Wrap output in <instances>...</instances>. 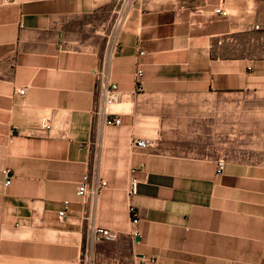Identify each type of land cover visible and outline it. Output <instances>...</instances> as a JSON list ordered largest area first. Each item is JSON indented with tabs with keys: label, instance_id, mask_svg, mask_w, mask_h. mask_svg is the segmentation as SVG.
Wrapping results in <instances>:
<instances>
[{
	"label": "crops",
	"instance_id": "1",
	"mask_svg": "<svg viewBox=\"0 0 264 264\" xmlns=\"http://www.w3.org/2000/svg\"><path fill=\"white\" fill-rule=\"evenodd\" d=\"M119 4L0 0V264H264V163L226 159L218 176L221 157L190 149L241 95L264 96V0L132 5L108 66L121 124L107 126L92 71ZM84 176L106 182L96 202L76 195ZM90 226L119 238L90 245Z\"/></svg>",
	"mask_w": 264,
	"mask_h": 264
},
{
	"label": "built area",
	"instance_id": "2",
	"mask_svg": "<svg viewBox=\"0 0 264 264\" xmlns=\"http://www.w3.org/2000/svg\"><path fill=\"white\" fill-rule=\"evenodd\" d=\"M152 0H120V4L117 5L112 12V20L109 30L106 35V44H108L109 49L107 51V57H102L98 65L93 69L92 74L95 78V90L100 98V103L96 106L95 113L100 114L105 118V124L107 126H119L121 120L117 117H113L111 112L112 108L118 105L122 99V94L119 92L118 86L111 82L109 75V56L114 54L117 49V38L121 30H123L129 8L136 2L144 4ZM139 55H143V52L139 51ZM142 78L143 70L140 63L135 65L134 73V93L139 94L142 91ZM26 92L25 88H21L17 91L18 95L23 96ZM52 118L48 116H42L39 118L36 129L39 133L45 134L49 133L51 130ZM133 148L145 149L149 144L142 140H133L131 142ZM226 160L221 158L217 161L216 175L221 176L224 171ZM8 171H5L7 179L3 183L4 187H8L10 184V178L7 176ZM137 180L132 179L129 195L136 194ZM106 188V182L103 180H98L96 182L90 183L89 176H84L77 187L76 195L87 199L88 201L96 202L101 192ZM68 202H64V209L58 213L59 221H63L66 214ZM139 221V214L137 211H132L131 213V224L136 225ZM135 236V233L131 234ZM119 233L107 229L95 226H90L88 242L90 245L100 244L104 242H114L118 240Z\"/></svg>",
	"mask_w": 264,
	"mask_h": 264
},
{
	"label": "rangeland",
	"instance_id": "3",
	"mask_svg": "<svg viewBox=\"0 0 264 264\" xmlns=\"http://www.w3.org/2000/svg\"><path fill=\"white\" fill-rule=\"evenodd\" d=\"M240 101L238 117L232 120L231 114L225 112L222 128L215 126V119L209 120L200 138L190 142V149L199 155H214L225 160L264 163V96L241 95Z\"/></svg>",
	"mask_w": 264,
	"mask_h": 264
}]
</instances>
